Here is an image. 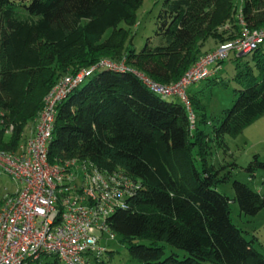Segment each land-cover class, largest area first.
<instances>
[{"label": "trees", "instance_id": "trees-1", "mask_svg": "<svg viewBox=\"0 0 264 264\" xmlns=\"http://www.w3.org/2000/svg\"><path fill=\"white\" fill-rule=\"evenodd\" d=\"M140 3L0 0V149L15 150L26 123L41 108L55 70L64 65L76 73L98 62L94 57L100 51L165 84L194 64L209 37L218 39L227 32L225 26L239 30L234 0H166L155 19L159 42L146 41L137 51L129 29L119 25L135 23ZM241 17L248 28L264 27V0H241ZM78 48L84 54L76 56L77 64L58 60ZM249 54L257 76L248 70L231 107L216 124L206 122L219 146H224V135L236 136L264 114V44ZM189 97L193 125L180 102L153 93L134 72L98 68L58 104L49 160L86 159L104 171L121 170L140 184L107 219L109 229L124 241L149 240L148 245L130 243L129 253L138 264H264L253 241L232 222L229 206L232 201L240 213L257 214L264 208V177L262 192L236 180L232 200L217 191V172L205 165L197 168L192 154L197 146L204 153L209 147L197 126L203 121L194 111L198 100ZM10 125L12 131L5 133ZM257 168L264 170V161L255 157L247 170ZM162 243L177 250L165 255ZM49 257L58 261L48 255L39 264H49ZM102 263L101 257L96 264Z\"/></svg>", "mask_w": 264, "mask_h": 264}, {"label": "built area", "instance_id": "built-area-1", "mask_svg": "<svg viewBox=\"0 0 264 264\" xmlns=\"http://www.w3.org/2000/svg\"><path fill=\"white\" fill-rule=\"evenodd\" d=\"M237 35L202 54L175 82L159 84L120 62L100 59L88 68L64 76L44 96L31 134L16 151L0 149V172L18 184L0 203V264H39L54 255L64 264H96L105 249L100 235L114 239L107 219L124 207L140 184L121 170L104 171L86 159L50 162L58 104L98 68L132 71L153 93L174 96L193 125L195 114L187 90L212 77L230 54H249L264 44V27L248 28L236 14ZM1 122V121H0ZM12 126L5 133L12 131Z\"/></svg>", "mask_w": 264, "mask_h": 264}, {"label": "rangeland", "instance_id": "rangeland-1", "mask_svg": "<svg viewBox=\"0 0 264 264\" xmlns=\"http://www.w3.org/2000/svg\"><path fill=\"white\" fill-rule=\"evenodd\" d=\"M165 2L166 0H141L140 5L135 10V23L130 27L124 22L120 23V27L129 29V40L131 39V45L137 51L143 47L146 41H149L152 45H157L159 42V38L155 35V19L160 10L164 8ZM234 3L236 5L235 14H237L241 12V0H234ZM225 28L228 29L226 33H222L221 30L218 31V33H222L218 39L211 37L207 39L200 49V55L210 52L219 43L229 40L230 36L234 37L237 35L238 31H230L228 26H225ZM108 34L109 31L106 32L102 41L108 37ZM98 53L99 55L94 58L116 59L100 51ZM83 54L82 50L78 48L73 52L59 56L58 60L62 64L67 62H75L74 64H77L78 61L74 59H76V56L80 57ZM57 65L59 66L56 62L54 65L55 69H57ZM81 69L84 68L82 67ZM71 70L72 68H68L66 65L61 70H55V79L51 83V88L64 76L69 75ZM248 70H251L253 75L257 76L251 63L250 54H242L237 58L230 54L220 64L219 70L212 77L190 86L187 90V93L194 100H198V107L194 106V111L199 119L203 118V121L199 122L198 120L197 126L200 131L204 132L203 138H206L209 147L207 150L205 149L206 153L200 150L201 146H197L193 150L192 154L195 157L196 166L201 169L205 165L208 169L211 168L214 172H217V176L220 179L216 183L217 191L224 193L231 200L234 196L232 182L235 180L248 184L257 192H262L264 170L257 168L251 173V171L247 170V167L255 157L259 161H264V114L236 136L224 135L222 137L224 146H219L214 141L210 126L216 124L224 111L231 107L237 96V91L242 89L247 81ZM172 82L165 84L168 85ZM44 96L41 98V102H43ZM165 99L176 103L179 102V99L174 96H166ZM39 111L32 122L26 123L17 140L15 150L8 151L18 150L25 142L33 130ZM206 122L211 123V125H207ZM16 188H18V184L10 176L0 172V203L5 194L13 193ZM229 206L232 222L243 231L246 239L253 241L255 248L264 256V208L253 216H246L240 213L237 203L231 201ZM130 243L148 245L149 240L134 238L128 242L124 241L118 234H115L114 239L108 238L106 234L100 235L99 246L106 250L102 254V264H138L137 260L129 253ZM161 245L164 246L165 255L170 253V249L177 250L165 243ZM47 261L49 264H64L59 260L54 262L52 257L47 258Z\"/></svg>", "mask_w": 264, "mask_h": 264}]
</instances>
